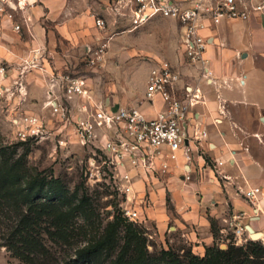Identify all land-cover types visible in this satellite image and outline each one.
<instances>
[{
  "label": "crops",
  "instance_id": "0c3cea01",
  "mask_svg": "<svg viewBox=\"0 0 264 264\" xmlns=\"http://www.w3.org/2000/svg\"><path fill=\"white\" fill-rule=\"evenodd\" d=\"M36 1L33 8L17 13L14 21L0 17V62L7 69L2 85L10 92L18 90L14 83L20 82L23 94L15 93L12 97L5 94V112L31 114L29 101L34 95H49L62 102L65 99L62 78L74 74V67L86 49L96 50L102 45L107 48L102 39L109 32L96 28L93 17L104 21L111 16L123 17L112 11L115 0ZM243 1L255 4L259 0ZM23 17L28 20L26 24ZM122 19L129 23L126 17ZM15 24H20L19 32L13 30ZM177 30V36H181L178 26ZM202 35L207 42L204 59L212 73L210 84L201 77L199 66L188 64L181 37L169 62L180 71L179 88L188 86L200 91V102L190 111L188 130L196 126L207 136L201 140L199 151L193 152L191 162H186L179 152L176 161L165 158L168 168L164 174L146 177L142 172L136 176L133 171V193L129 199H134L128 203L142 223L154 224L160 237L173 223V229L182 231L192 253L198 257L214 243L210 218L223 233L233 216L243 214L240 223L264 237V15L252 13L247 21L224 22ZM37 50L41 51L38 68L25 71L20 81L23 61L33 57ZM72 78H81L91 99L109 107L139 106L148 117L163 109L159 100L153 104L144 101L143 87L140 100L109 104L93 98L86 77ZM48 86L54 88L48 91ZM255 187L262 190V198L256 205V218L251 219L254 209L240 191ZM142 199L148 205H141Z\"/></svg>",
  "mask_w": 264,
  "mask_h": 264
},
{
  "label": "rangeland",
  "instance_id": "374dc122",
  "mask_svg": "<svg viewBox=\"0 0 264 264\" xmlns=\"http://www.w3.org/2000/svg\"><path fill=\"white\" fill-rule=\"evenodd\" d=\"M122 18L111 16L108 21L105 20V32L108 31L109 35L102 39L107 43L103 60L89 65L86 49L85 55L74 67V74H71V77H86L91 84L93 98L109 104H125V99L140 100L141 88L146 86L149 70L157 60L171 61V56L176 53L174 46L181 37L177 36L176 24L169 19L154 18L133 29ZM51 88L48 86V91ZM41 97L34 95L30 105L27 101L28 111L42 118L48 130L52 129L50 137L36 143L17 141L9 121L11 112H5L0 105V152L11 153L14 159L23 157V168L29 175L40 174L56 180L62 195L51 207L36 212L42 227L33 237L44 250L35 257L8 247L7 235L17 227L19 218L7 206L0 207V264H76L77 251L102 238L115 220L118 226L110 247L99 254L92 264H132L137 253L136 238L154 264H175L176 260L183 264L189 262L190 257L195 255L182 231L173 229V223L160 237L153 223L128 221L120 208L124 196L114 190L113 181L106 176L101 182L88 180L87 169L96 171L90 164L94 159L98 165L99 151L95 147L83 148L76 143L70 126L61 129L66 118L61 121V117L53 115L50 102L54 99L49 95ZM55 101L67 108L66 117L75 116L76 108L83 105L79 99ZM65 216L67 221H61ZM50 222H53L49 227L51 235L45 231ZM209 222L214 229L213 246L216 249L224 251L231 245L246 247L251 241L246 233L241 238H235L230 229L221 233L222 229L216 221L210 218ZM251 242H260L264 246V237Z\"/></svg>",
  "mask_w": 264,
  "mask_h": 264
},
{
  "label": "built area",
  "instance_id": "2783aa9c",
  "mask_svg": "<svg viewBox=\"0 0 264 264\" xmlns=\"http://www.w3.org/2000/svg\"><path fill=\"white\" fill-rule=\"evenodd\" d=\"M36 0H0V17L14 21L17 13L23 14L36 5ZM112 11L116 15L126 17L133 29L154 18L172 20L181 31V48L191 66H199L201 77L209 84L212 73L206 67L204 53L206 38L202 33L211 30L224 22L247 21L252 13L264 15V0L255 4H247L243 0H115ZM24 24L28 22L22 18ZM98 29L105 28V21L93 17ZM20 24H15L13 30L19 32ZM106 52V45L98 49L88 50L89 65L101 62ZM33 57L23 61L19 70V80L25 71L38 68L41 51H34ZM7 77V69L0 62V105L7 101L5 94L11 97L17 93L22 96L20 82L14 83L18 88L6 90L2 82ZM181 80L180 71L167 60L156 61L149 70L144 101L153 104L159 100L163 109L155 116L148 117L139 106L117 105L114 108L100 101H93L81 78L64 76L61 89L67 100L78 98L83 105L78 108L75 116L66 117V109L55 100L50 102L53 115L59 120L66 118V125L81 147H95L99 151V163L94 159L86 175L88 180L101 182L106 176L113 182L114 190L124 196L120 204L123 216L130 222H141L136 210L129 203V195L133 193V171L146 177L164 174L168 168L165 158L176 161L181 152L186 162L192 161L193 152H198L201 140L206 138V132L192 126L189 132L188 123L191 109L200 102V91L188 86L178 87ZM50 82L54 86V77ZM10 124L14 136L21 143L42 142L50 137L44 120L32 114H23L14 110L10 113ZM59 144H61L59 142ZM199 156V155H198ZM221 179L226 180L225 176ZM243 198L254 209L261 201L262 190L258 187L240 191ZM141 205H148L142 199ZM243 214L232 217L228 224L235 238H241L244 233L249 236L247 225L240 223ZM249 239L253 241L250 236ZM236 244V243H235Z\"/></svg>",
  "mask_w": 264,
  "mask_h": 264
},
{
  "label": "trees",
  "instance_id": "16d2710c",
  "mask_svg": "<svg viewBox=\"0 0 264 264\" xmlns=\"http://www.w3.org/2000/svg\"><path fill=\"white\" fill-rule=\"evenodd\" d=\"M22 160L23 157L14 159L11 153L0 152V207L7 206L19 218L17 227L7 235L8 247L23 250L35 257L44 250L43 246L33 237L42 227L38 222L39 218L36 212L38 209L51 207L62 193L56 180L48 179L47 176L40 174L29 175L23 168ZM205 161L209 163L208 160ZM167 205L171 209L169 201H167ZM61 221H67V217L65 216ZM50 225L52 226L53 222L45 226V231L49 235H51ZM117 226L118 221L115 220L108 226L102 238L80 248L76 253L75 263L92 264L99 254L107 251ZM210 227L215 238L212 224ZM135 242L137 253L132 264H154L155 262L148 259L144 246L137 238ZM188 261L186 264H264V246L260 242L250 241L246 247L231 245L221 251L212 245L205 248L202 257L191 256ZM174 262L183 264L178 260Z\"/></svg>",
  "mask_w": 264,
  "mask_h": 264
},
{
  "label": "water",
  "instance_id": "95a60500",
  "mask_svg": "<svg viewBox=\"0 0 264 264\" xmlns=\"http://www.w3.org/2000/svg\"><path fill=\"white\" fill-rule=\"evenodd\" d=\"M247 231L249 233L250 238L253 241H257L261 238L262 234L260 232H255L252 228H250L249 226L246 227Z\"/></svg>",
  "mask_w": 264,
  "mask_h": 264
},
{
  "label": "bare ground",
  "instance_id": "6f19581e",
  "mask_svg": "<svg viewBox=\"0 0 264 264\" xmlns=\"http://www.w3.org/2000/svg\"><path fill=\"white\" fill-rule=\"evenodd\" d=\"M261 238H262V236H261ZM261 238H260V239H261Z\"/></svg>",
  "mask_w": 264,
  "mask_h": 264
}]
</instances>
